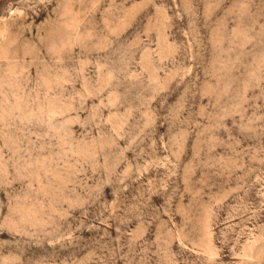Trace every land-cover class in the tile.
Wrapping results in <instances>:
<instances>
[{"label":"rangeland","instance_id":"1","mask_svg":"<svg viewBox=\"0 0 264 264\" xmlns=\"http://www.w3.org/2000/svg\"><path fill=\"white\" fill-rule=\"evenodd\" d=\"M0 264H264V0H0Z\"/></svg>","mask_w":264,"mask_h":264}]
</instances>
